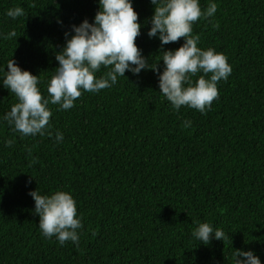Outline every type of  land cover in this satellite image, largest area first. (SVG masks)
Instances as JSON below:
<instances>
[{"label": "trees", "instance_id": "1", "mask_svg": "<svg viewBox=\"0 0 264 264\" xmlns=\"http://www.w3.org/2000/svg\"><path fill=\"white\" fill-rule=\"evenodd\" d=\"M214 2V17L197 20L193 33L202 49L224 53L232 72L206 114L174 110L152 70L126 71L71 109L48 105L49 130L64 135L58 143L12 130L3 116L18 100L0 84V264H231L234 249L252 250L264 264V0ZM14 7L25 15L8 17ZM98 7V0H0V34L16 32L0 35V67L7 71L13 58L38 76L47 97L65 33L91 23ZM133 7L142 24L136 44L162 70L161 43L147 35L154 5L133 0ZM58 189L73 194L83 217L78 245H60L39 228L28 193ZM193 221L228 239L200 243Z\"/></svg>", "mask_w": 264, "mask_h": 264}, {"label": "clouds", "instance_id": "2", "mask_svg": "<svg viewBox=\"0 0 264 264\" xmlns=\"http://www.w3.org/2000/svg\"><path fill=\"white\" fill-rule=\"evenodd\" d=\"M151 4L154 12L147 35L161 43L162 70L159 62L149 63L136 44L142 24L133 0H98L93 21L84 19L78 26L72 25L70 33H65V45L55 56L58 67L48 81L47 97L38 87V76L22 70L13 58L6 63L7 71L5 66L0 67V84L18 100L4 114L3 120L22 137L47 134L55 142H63V132L56 130L53 136L49 130L52 116L49 104L59 105V110L71 109L84 92L98 93L117 84L126 71L138 76L142 70L156 73L159 92L174 110L187 107L206 114L218 98V83L228 79L232 67L224 53L198 46L200 36L193 33V24L201 18L214 17L217 3L213 0L206 8L201 7L200 0H151ZM6 15L17 19L25 15V10L14 7ZM213 28L218 29L219 24H213ZM0 35L9 39L16 37V32ZM180 38L184 40L180 47L163 50V45L178 42ZM102 68L108 70L98 75ZM184 126H191V121H185ZM13 143V140L5 141L9 147ZM28 194L34 199L42 235L49 239L55 237L60 245L67 241L78 245L83 217L78 215L73 194L62 189L50 194L33 190ZM193 223L196 227L192 236L204 245L213 239H228L222 229L208 222ZM231 264L262 262L252 250L234 249Z\"/></svg>", "mask_w": 264, "mask_h": 264}]
</instances>
